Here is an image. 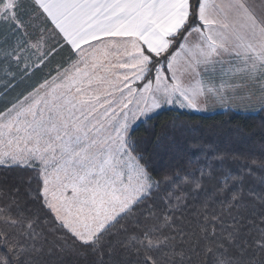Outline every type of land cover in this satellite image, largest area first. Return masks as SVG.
<instances>
[{
	"label": "snow or ice",
	"instance_id": "1",
	"mask_svg": "<svg viewBox=\"0 0 264 264\" xmlns=\"http://www.w3.org/2000/svg\"><path fill=\"white\" fill-rule=\"evenodd\" d=\"M20 83L0 169L30 175L0 188V264H264L243 191L264 159L201 146L157 178L133 135L168 106L264 110V0H0V96Z\"/></svg>",
	"mask_w": 264,
	"mask_h": 264
},
{
	"label": "trees",
	"instance_id": "2",
	"mask_svg": "<svg viewBox=\"0 0 264 264\" xmlns=\"http://www.w3.org/2000/svg\"><path fill=\"white\" fill-rule=\"evenodd\" d=\"M39 76L38 73L33 82ZM24 88L25 84L20 83L7 95L1 96L0 107H3L6 101L14 99ZM2 91L0 89V92ZM176 116L188 122L187 128L172 129L171 122ZM163 132L169 133L165 141L168 145L167 153L163 145L157 147V138ZM133 135L140 142V148L145 156L153 160L155 166L161 169L157 178L168 174L169 164L177 162L187 164L191 161L193 166H196L195 158L188 149H198L201 146L206 149L219 148L222 152L243 160L244 163H251L264 159V110L247 112L228 108L204 114L167 108L147 123L140 122ZM172 141L175 143L173 144ZM238 166V164L225 165L233 168ZM29 175L30 173L17 174L11 171L6 173L0 169V188L8 189L14 184L19 186L17 182L21 178L26 180ZM261 175L264 174L256 172L253 178L245 180L243 191L246 197L250 191L256 195L264 192V185L260 182ZM245 202L252 203L247 199ZM49 239L53 237L50 236ZM51 259L62 261V264H87L90 257L71 252H57Z\"/></svg>",
	"mask_w": 264,
	"mask_h": 264
},
{
	"label": "rangeland",
	"instance_id": "3",
	"mask_svg": "<svg viewBox=\"0 0 264 264\" xmlns=\"http://www.w3.org/2000/svg\"><path fill=\"white\" fill-rule=\"evenodd\" d=\"M1 97V96H0ZM167 108H173V106H168ZM166 108V109H167ZM229 107H221V106H209L206 110H202V111H192V110H186L189 112H194V113H204V114H208V113H213L216 111H222L225 109H228ZM232 109L238 110V111H247V112H255L257 110L260 109V106L258 104H254V105H249V106H242V107H231ZM181 110H185V109H181ZM140 122H138L139 124ZM137 124V126H138Z\"/></svg>",
	"mask_w": 264,
	"mask_h": 264
}]
</instances>
